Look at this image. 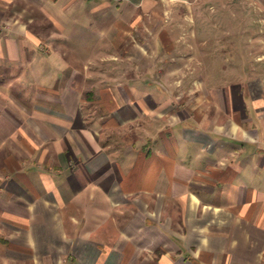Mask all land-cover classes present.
I'll return each mask as SVG.
<instances>
[{
	"label": "crops",
	"instance_id": "1",
	"mask_svg": "<svg viewBox=\"0 0 264 264\" xmlns=\"http://www.w3.org/2000/svg\"><path fill=\"white\" fill-rule=\"evenodd\" d=\"M112 1L0 0V264H264V72L179 106Z\"/></svg>",
	"mask_w": 264,
	"mask_h": 264
},
{
	"label": "rangeland",
	"instance_id": "2",
	"mask_svg": "<svg viewBox=\"0 0 264 264\" xmlns=\"http://www.w3.org/2000/svg\"><path fill=\"white\" fill-rule=\"evenodd\" d=\"M191 2L171 0L170 3H164L163 0H158L154 8L160 14L157 19L149 17L151 15H147L142 7L130 5V0L112 1V10H115L113 12L117 17L112 18L109 23L112 24L113 34L117 33V36L113 37L110 45L99 39V46H93L91 59L101 55L100 48L101 51H106L105 56L109 57L110 52V58L114 60L135 62L143 59L145 66H141L140 70L145 75L153 73L173 77L165 85L176 93L179 106L203 102L205 92L228 88L231 83L225 80L240 78L243 73L244 76H254L255 71L264 72V61L257 60L264 54L262 3L256 0L208 1L202 4L201 13L199 12L205 15L206 19H203L198 13L194 16L193 12L200 9V0ZM96 4L92 1L91 7ZM121 10L131 15L122 23L128 32L115 28L123 22L119 19ZM169 15L175 16L169 18ZM94 21L98 22L91 18L92 26L95 25ZM157 21L161 23L159 34L153 36L151 30ZM98 34L91 33V42L98 38ZM216 45L219 46L218 50ZM213 47L215 49L212 50ZM150 62L153 64L151 67L147 66ZM111 69L112 72L117 70ZM124 69L135 71V67L128 66ZM201 78L205 83L199 80ZM161 89L165 90V87L161 85ZM205 103L208 102L205 100Z\"/></svg>",
	"mask_w": 264,
	"mask_h": 264
}]
</instances>
